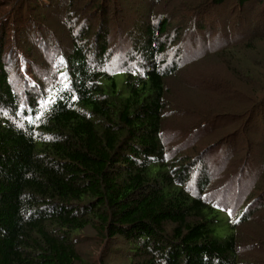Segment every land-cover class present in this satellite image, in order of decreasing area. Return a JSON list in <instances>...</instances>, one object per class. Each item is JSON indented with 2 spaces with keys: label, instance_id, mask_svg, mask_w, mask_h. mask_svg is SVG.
Returning <instances> with one entry per match:
<instances>
[{
  "label": "trees",
  "instance_id": "16d2710c",
  "mask_svg": "<svg viewBox=\"0 0 264 264\" xmlns=\"http://www.w3.org/2000/svg\"><path fill=\"white\" fill-rule=\"evenodd\" d=\"M9 1L0 6V264H108L118 245L124 264H253L246 254L255 244L246 250L244 242L254 235L244 228L264 192L233 202L220 187L221 198L212 197L208 156L185 154L164 133L169 80L194 60L183 53L193 46L189 32L205 29V4L143 0L150 9L112 42L114 0ZM54 2L69 50L33 14ZM254 11L262 23L253 35L225 43L217 34L214 45L202 43L201 59L232 62L264 40V6ZM36 48L44 56L30 81L19 56L38 57ZM91 240L92 251L102 248L97 259L82 255Z\"/></svg>",
  "mask_w": 264,
  "mask_h": 264
},
{
  "label": "rangeland",
  "instance_id": "374dc122",
  "mask_svg": "<svg viewBox=\"0 0 264 264\" xmlns=\"http://www.w3.org/2000/svg\"><path fill=\"white\" fill-rule=\"evenodd\" d=\"M187 1H192L195 5L205 4L202 6L206 13L205 29L189 32L187 37L188 39L192 37L193 46L190 45V48L184 49L182 53L183 56H187V60H194L186 65L188 66L186 70L169 80L173 100L170 101V110L173 114L169 115L164 133L171 137L168 143L178 146L180 150L185 149L183 150L185 154L187 152L192 156L203 152L208 156V164L212 167L210 175L215 177L214 183L209 184L207 188L212 197L221 198L223 190H220V187L226 188L223 199L233 202H238V197L242 198L252 190L256 195H262L264 108H260V104L264 101V40H255L251 43L252 48L241 47L240 51L232 53V62H223L215 55L201 58L208 54V51H203L202 43L207 46L214 45L212 42L217 34L226 40L225 43H229L237 34L240 38L253 35L249 33L252 32V26L261 22L262 18L255 15L254 10H258L260 5L263 7L264 2L250 0L251 2L241 7L238 0H224L221 3L214 0ZM114 2L118 6L117 13L111 14L109 19V36L112 42L120 40L122 35L125 39L124 36L131 32L135 21L143 18L142 13L150 9L148 5L143 4V0ZM10 4L9 0H0L2 8L9 7ZM185 5L188 6L187 3ZM63 12L61 5L54 2L53 6L41 8L33 14L37 18L43 16L44 23L49 31H53L50 32L54 37L66 39L67 30L60 21V14ZM5 14L6 12L3 17ZM93 22L98 25L101 21L94 19ZM262 26L264 27V23ZM27 35L36 40L46 38V36L33 38L32 34L26 32ZM62 44L69 50L71 40L66 39ZM16 45L15 41L9 44L13 49H16ZM40 47L42 44L38 46L39 49ZM38 48L35 49L38 54V57L35 56L36 59L23 54L19 56L20 60L26 59L30 81L33 78L30 70L36 67L40 71L42 67L41 57L44 55L39 54ZM123 79L124 75L119 73L117 76L119 88L122 87ZM216 143L217 146L212 148ZM255 212V221L251 226L243 227L248 230V234L250 231L254 235L244 242L245 249L249 248L248 245L255 244L250 248L255 249L248 251L246 257L249 261L253 260V264H264V206ZM221 228L224 229L222 235H226L229 230L227 226L224 224ZM92 245V240L83 244L82 255L97 259L102 248L95 245L92 251ZM121 246L113 247V253L110 252L107 257L108 264H124L123 253H119Z\"/></svg>",
  "mask_w": 264,
  "mask_h": 264
},
{
  "label": "snow or ice",
  "instance_id": "6c2138e0",
  "mask_svg": "<svg viewBox=\"0 0 264 264\" xmlns=\"http://www.w3.org/2000/svg\"><path fill=\"white\" fill-rule=\"evenodd\" d=\"M60 75H61V76H65L64 73H61ZM65 87H67V85H65ZM72 98L75 99L74 96H73ZM51 102H52L51 100H49V101H45V104H48V103H51ZM39 118H40V116L38 115V116L36 117V119H39ZM27 119H28L29 123H33V122H34L33 119H32L31 117H28Z\"/></svg>",
  "mask_w": 264,
  "mask_h": 264
}]
</instances>
